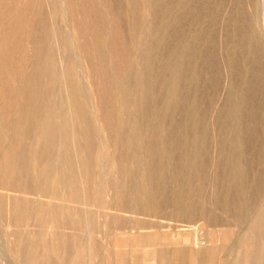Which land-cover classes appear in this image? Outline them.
<instances>
[{
	"label": "bare ground",
	"instance_id": "1",
	"mask_svg": "<svg viewBox=\"0 0 264 264\" xmlns=\"http://www.w3.org/2000/svg\"><path fill=\"white\" fill-rule=\"evenodd\" d=\"M214 3L219 8L223 0H214ZM205 4L206 0H125V3L122 0H0V216L7 224L15 226L13 233L16 234V240L13 241L16 242L12 243L14 256H17L16 264H127L128 248L125 250L124 246H117L113 252L112 248L105 245L100 251L94 233L102 227L105 230L120 229V236L122 230L128 233L130 229L160 228L162 225L156 222L146 225L140 216H156L168 207L171 208L166 214H171L181 222L177 227H188L182 222L196 221L198 216L206 224L216 225L218 218L224 216L217 218L218 214L208 211L195 198L203 195L209 180L210 175L203 172L209 160H212L213 151L210 147L214 148L209 139L214 137L211 138L209 132L214 131L206 124L210 97L208 94L196 93L193 88L199 79H209L207 85L213 89L221 82L216 83L213 77L220 67L219 51L214 48L212 40L206 41L201 48L204 54L200 55L206 57L207 66H203L208 67L209 74L204 72V67L203 72L207 75L197 74L190 70L193 67L190 64L196 60L194 55L202 44L199 45L202 31L198 27L199 30L192 35L187 45L183 46L179 44L181 40L177 41L178 37H183L182 22H199ZM173 9H177L179 14L169 19ZM66 12L70 13L72 22L70 36L58 23ZM247 15L241 9L236 11L234 18L228 15L231 18L229 21L234 19L233 23L237 27L234 31L236 40L232 44L229 42L231 46L226 53V64L234 74L233 79L235 75L244 78V96L239 104H234V92L230 89L226 91L225 103L216 113L218 117L215 115L219 118L218 128H212L217 130L215 134L212 133L216 140L227 142L228 139L227 145L230 147L227 152L222 147L223 143L222 146L218 144L217 168L221 170L222 167L229 181L223 195L219 190L222 173L213 175L212 203L216 209L221 208V212L223 210L230 214L235 221L245 217L247 209V204L238 195L243 186L242 177L249 168V164H244L240 159L248 143L242 139L244 135L240 134L242 120L247 111L249 114L252 112L248 108L253 93L259 90L264 98V50L262 53L263 47L257 42L260 38L257 40L255 29L248 25L245 28L241 26L246 23ZM125 20H129V25L126 26ZM170 24L174 26L173 33L168 32ZM237 46L245 47V52L249 51L254 56L251 58L255 60H251L254 65L248 68L257 73L255 83L258 82V90L253 91L251 77H245L238 69L243 65H237ZM160 47H164L165 54L158 58ZM72 48L77 50L85 63L84 74L96 98V118L90 111L84 88L80 84V67L75 58H63L62 53L71 52ZM242 53L240 58L243 57ZM202 60L199 62L203 63ZM252 78L255 79L253 75ZM61 85L68 97L66 104L69 117L61 116L59 104L54 99ZM262 108L263 128L255 122L253 125L246 123L243 134H262L264 99ZM100 133L104 134L108 144V148L102 146V152L97 150ZM32 136L34 138L31 141ZM187 141L192 146L191 153L177 152ZM73 144L79 147L77 155H72L68 150ZM263 149L264 143L258 142L252 156ZM210 151L211 159L208 158ZM103 155L108 156L111 171L122 179H110L106 184L109 190H113V211L109 210L101 197L105 185L96 184L93 180L92 159H97L100 164L101 159L104 160ZM102 166H105V162ZM263 171L260 173L264 177ZM168 173L172 174V180L166 178ZM78 174L83 185L77 181ZM252 182L257 190L263 187L260 175ZM59 189L66 190L64 199L60 200ZM12 191L18 192L11 196ZM261 192L259 194H263ZM96 199L99 206L93 210L89 203ZM252 199L251 196L250 201ZM123 211H130V216L136 218L134 225L126 226L130 221L126 220L125 223L121 214ZM32 215L39 220L46 218V226L59 240L57 245H50L42 254V261L35 259L37 252H26V244L18 240L21 227L28 223ZM249 220L248 227L240 235L237 234L235 244L231 245V241L238 229L215 227L209 230L210 244L207 246H195L196 239L189 249L178 246L171 249L153 248L155 245H152L145 257L143 253L141 261L134 260L132 264H264V202ZM10 228L13 227L10 225ZM65 228L82 230L88 241H79L76 233L63 232ZM141 233L139 242L147 235V232L146 235ZM39 238L32 239L30 245H36L42 239ZM149 238L154 240L158 237ZM146 240L149 239H144L143 243ZM161 242L158 244L161 245ZM61 247L64 249V255L61 253L63 259L59 260L58 257L55 258L58 261L52 260L51 255ZM230 248L235 250V256L228 260L223 257L220 259L219 253Z\"/></svg>",
	"mask_w": 264,
	"mask_h": 264
},
{
	"label": "rangeland",
	"instance_id": "2",
	"mask_svg": "<svg viewBox=\"0 0 264 264\" xmlns=\"http://www.w3.org/2000/svg\"><path fill=\"white\" fill-rule=\"evenodd\" d=\"M122 1H124V3H125V0H122ZM242 1V2H241ZM238 2V3H237ZM237 3V4H236ZM214 4V5H213ZM223 5L222 6H220L219 8H216L217 6L215 5V3H214V0H206V4H205V7L202 9V13H201V18H200V21L199 22H195L194 23V21H192V22H190V21H186V20H184L183 22H182V27H183V37L182 36H180V39H179V37H178V39H177V41L179 40H181L180 42H179V44H181V45H187L190 41H191V37H192V35L195 33V32H197L199 29L202 31V34H201V36H200V40H199V45H200V43H202L201 45H200V48L198 49L199 51H196V54H197V57L194 55V60L196 61H194V62H192L190 65H191V67H190V65H189V67L191 68L190 70L192 71V72H195V73H197V74H205V73H208L207 71H208V67H206L207 66V64H206V57H204V56H202L204 53L202 52V47L207 43L206 41H208V40H212V42L214 43V48L215 49H217L216 51H219V52H217L218 54H217V56H218V60H219V62H218V64H219V69H218V71H217V73H215V74H213V77H214V79L216 78V83L217 82H220V83H217V86H216V89H213L212 87H210L209 86V84L207 85V83H210V81H208L209 79H199V81H197L195 84H194V90H195V92L197 93L198 92V94H200V95H206V96H208V105H207V109H206V111H209L208 113H207V115H208V117H206L207 119H206V124L209 126V128L211 129V130H213L214 132H212V131H210L209 132V135H210V137L212 138V137H214L213 139H214V141H213V139H209L210 137H209V135H208V139L210 140V142L211 143H213V145L212 144H210L214 149H212L211 147H210V149L213 151H210V155H208V158H210L211 159V152H212V160H209V165H208V169L207 168H205V170H204V174L206 173V175L208 176V175H210L209 176V180L207 181V185L205 186V188H204V193H203V195H201V196H196L195 198L196 199H198L199 200V202L200 203H202V205L208 210V211H213V213L214 214H218V216H217V218L218 217H220V215H224L221 219L220 218H218L217 220V222H216V225H208V224H206L205 222H204V219L202 218V217H200V216H198V217H196V221L195 220H193V221H189L188 222V220H185V219H183V220H185V222L183 221L182 223L183 224H188V227L187 226H179V227H177V224L179 225L181 222H179V221H177V219L174 217V216H171V214L170 215H168V214H166V212L167 211H169L170 209L169 208H171V207H168V208H166L163 212H161L160 214H157L156 216H149V215H141L140 216V218H142V221H146V225H148L149 223V225H151L152 223H154V222H156L157 224H159V225H162V227L160 226V228L159 227H149V228H139L138 229V231H137V229H130V231L128 232V233H123L125 230H122L121 232V234H122V236H120V229H118V230H109V229H106L105 230V228L103 229V227L102 228H100V230H98L97 232H95L94 233V235H93V237H95L94 239H97V240H95L96 242H97V244L100 246V251H102L103 250V248H105V245H108L110 248H112V251L114 252V249L117 247V246H119V248H123L122 246H124V248H125V250L127 251L126 252V263L127 264H132V262L134 261V260H140L141 261V259H143L145 256H146V253H147V251H149L150 249H152V247L153 248H159V247H161V248H165V249H171L172 247H179V248H182V249H189L190 248V246H191V244H192V241H194L195 239V242H197V245H195V246H197V247H199V245L201 246V247H204V246H207V245H209L210 244V241H209V233H210V231L213 229V228H215V229H219V228H222V227H225V226H230L232 229H234V230H236V231H238V233L236 232V235L234 236L235 238H232V241H231V245L235 242L236 243V240H237V238H238V236H237V234L238 235H240L243 231H244V229H246L247 227H248V224H249V222H250V218L252 217V215H253V213L256 211V209H258V207L264 202V192H263V190H264V177H263V175L260 173V172H262L263 170H264V149L262 150V152H260L259 154H253V156H252V153H254V150H255V148H256V145L258 144V142H263L264 143V130L263 129H261V131H262V134H261V132H260V134H249L250 136H248L246 133V135L245 134H243L244 132H243V128H244V124L246 125V123H247V125H253V123L254 124H256V125H258L259 124V126L261 127V125H262V123H261V120H262V113H263V108H262V106H263V95H262V93L258 90V82L257 83H255V81H257V79H256V77H257V73H255V72H252V71H250L251 69H250V67L248 68V66L249 65H254V59H251V58H254V56L248 51L247 53L245 52L246 50H244L245 49V47H239V46H237V48H236V51H235V54H236V58H237V65L238 66H241V64L243 65V66H241V67H238V69L241 71V73H242V75L244 74V76L245 77H251V79H252V82H254L252 85V87H253V91L254 90H258V92L257 91H255L254 93H253V95H254V97L253 96H251V100H250V105H249V111H252V112H250V114H249V112L247 111L246 112V115L244 116V118H243V122H242V125H241V129H240V134H241V136L242 135H244V136H242L243 138L242 139H244V141L245 142H248V143H246V146H245V152L240 156V159H242V161H243V163L244 164H249V168H248V171H247V173H245L244 175L245 176H243L242 177V184H241V190H240V192H239V197H240V199H242L247 205V209H246V213L244 214V216L246 217H243L241 220H239V221H235L234 219H233V217L230 215V214H228V213H225L223 210H222V212H223V214H221L222 212H221V208H218L217 207V209H219V210H217L216 209V207L213 205V203H212V195H213V190H214V185H213V182H212V178H213V175L215 176V175H218V174H221L222 173V176H223V179H222V182H221V184L219 185V190H220V193H222L223 195H224V193L226 192V188L228 187V181L229 180H227L228 179V177L227 176H224V171H223V169H222V167H221V170H220V167H219V169L217 168L218 166H217V164L218 163H216V162H218V148H220V146L219 145H221L222 146V143H223V146L222 147H224V149H225V151H227V152H229L230 151V147L227 145V143H228V139H227V142H226V140H224L223 142H218L217 140H216V138H215V135H213V134H215L216 133V131L214 130V129H217L218 128V125H217V122L219 123V118H217L218 117V115L219 114H216L217 112L219 113V110H220V108H221V106L222 105H224V103H225V98L224 97H226L227 95L226 94H228V93H226V91L227 92H229L230 90L231 91H233L234 92V99H233V103L234 104H239L241 101H242V99H243V96H244V87H245V81H244V78H243V76L241 77V76H236L235 75V79H233L234 78V74H232V72H231V70H230V68H229V66H227V64H226V61H227V57H228V48L231 46V44L233 43V41H235L236 39L234 38V37H236V35L234 34V31H235V28L237 27V24H235V23H233V21H234V19L232 20V21H229V18L230 17H235V15H236V11H238V10H243L244 12H246L248 15H247V21H246V23H243V24H241V26H243L244 28L248 25V26H252L254 29H255V33H256V37H257V40H258V38H260L257 42H259L260 43V47L262 48L261 49V51L262 50H264V0H223V3H222ZM242 6V7H241ZM175 9H173V12H171L170 13V17H169V19H173V18H175L176 16H178V14H179V11H178V13H177V9L174 11ZM233 11V12H232ZM230 12H232V16H231V13ZM214 14V15H213ZM212 15V16H211ZM228 15H230V17L228 18ZM210 16V17H209ZM216 17V18H215ZM227 17V18H226ZM251 17V18H250ZM208 19V20H207ZM231 19V18H230ZM64 21L63 23H62V21ZM126 22L127 21H129V20H125ZM172 20H170V22H171ZM214 21V22H213ZM125 22V24H126V26L127 25H129V22H127L126 23ZM190 22V23H189ZM201 22V23H200ZM58 23H59V25L61 26V28H62V30L66 33V35H68V36H70L71 35V32H72V22H71V17H70V13L69 12H66V13H64V17L62 18V19H59L58 20ZM250 23V24H249ZM202 24H204V25H202V27H201V25ZM213 24V25H212ZM228 24H230V25H232V26H230V25H228ZM235 24V25H234ZM212 25V26H211ZM225 25H226V27H225ZM245 25V26H244ZM170 27V28H169ZM169 27H168V32L169 33H173L174 32V26H173V24H170L169 25ZM172 27V28H171ZM198 27H199V29H198ZM204 27V28H203ZM232 27H233V29H232ZM187 28V29H186ZM203 28V29H202ZM171 29V30H170ZM225 29V30H224ZM227 29H230V30H227ZM170 30V31H169ZM212 30H213V32H212ZM216 30V31H215ZM227 30V31H226ZM203 31H205V32H203ZM208 32V33H207ZM210 32V33H209ZM215 32V33H214ZM227 32V33H226ZM206 33V34H205ZM232 33V34H231ZM213 35V36H212ZM228 35H229V38H227L228 37ZM215 37V38H214ZM203 38V39H202ZM206 39V40H205ZM214 39V40H213ZM228 39V40H227ZM230 39V40H229ZM232 39V40H231ZM234 39V40H233ZM228 41V42H227ZM263 41V42H262ZM231 44H230V43ZM262 43V44H261ZM239 47V48H238ZM219 48V49H218ZM240 49H243L242 51H240ZM247 49V48H246ZM237 50H239V51H237ZM71 52H64V53H62V55H63V58H71V59H74L75 58V60H76V62H77V64H78V71H80L81 72V74H80V72H78V77H79V80H80V84H81V86H83L82 87V89H83V92H84V95H85V97L87 98V101H88V105H89V108H90V111H91V113L95 116L96 115V98H95V96H94V93H93V91H92V89L90 88V86H89V84H88V81H87V78H86V76H85V74H84V72H85V63L83 62V60L79 57V54H78V52H77V50L75 49V48H72L71 50H70ZM241 52H243L242 53V56L243 57H239V56H241ZM200 53L202 54V55H200ZM221 53V54H220ZM225 54V55H223V54ZM227 53V54H226ZM237 53H238V56H237ZM250 53V54H249ZM262 53H263V51H262ZM165 54V51H164V47H160V49H158V51H157V57L158 58H161V57H163V55ZM70 55H72V57L70 56ZM74 55V56H73ZM76 55H77V57H76ZM250 57H249V56ZM202 56V57H201ZM204 57V58H203ZM239 57V58H238ZM77 58V59H76ZM198 58V59H197ZM201 58H203V60L201 59ZM224 59V60H223ZM204 61L203 63H201V62H199V61ZM242 62H240V61ZM251 60H254V61H251ZM197 61H198V63H197ZM221 61V62H220ZM262 61H263V63H264V53H263V58H262ZM201 63V64H200ZM199 64V65H198ZM248 64V65H247ZM80 65V66H79ZM84 65V66H83ZM203 65H206V66H203ZM223 65V66H222ZM245 65V66H244ZM203 67H204V72H203ZM207 69H206V68ZM227 67V68H226ZM84 68V69H83ZM198 69V71H197V69ZM241 68V69H240ZM242 68H243V70H242ZM245 68V69H244ZM82 69V70H81ZM250 69V70H249ZM202 70V71H201ZM245 70V71H244ZM243 71H244V73H243ZM249 71L251 72L250 73V76H249ZM255 73V74H254ZM80 74V75H79ZM209 74V73H208ZM217 74V75H216ZM253 75V77H255V79H253L252 78V75ZM205 75H207V74H205ZM215 75V76H214ZM219 75V76H218ZM82 76V77H81ZM233 76V77H232ZM218 78V79H217ZM232 78V79H231ZM243 78V79H242ZM86 79V80H85ZM241 79H242V81L243 82H241ZM85 80V81H84ZM205 82H204V81ZM235 82H234V81ZM254 80V81H253ZM201 81H202V83H201ZM87 82V83H86ZM232 82V83H231ZM205 83V84H204ZM234 83L236 84V87H235V85H234ZM200 84V85H199ZM230 84H232L233 85V87L230 85ZM202 85V86H201ZM205 85V86H204ZM257 87H255V86ZM196 86V87H195ZM198 86V87H197ZM206 86H208V87H206ZM204 87H206V88H204ZM220 88V89H219ZM213 89V90H212ZM219 89V90H218ZM230 89V90H229ZM234 89V90H233ZM216 90V91H215ZM229 90V91H228ZM214 93H213V92ZM63 92V93H62ZM205 92V93H204ZM260 92V93H259ZM62 93V94H61ZM208 94V95H207ZM240 94V95H239ZM256 95V96H255ZM90 96V97H89ZM90 98V99H89ZM92 98H94V100L92 99ZM255 98H257V99H255ZM261 99V100H259V99ZM54 99L56 100V103L57 104H59L58 106H59V110H61L60 112H61V116H63V117H69L70 116V114H69V112H68V110H69V108H68V105L66 104L67 103V99H68V97H67V95H66V93H65V90H63V86L61 85L60 86V90H58L57 91V93L54 95ZM93 101H92V100ZM236 100V101H235ZM238 101V102H237ZM254 101H255V103H254ZM258 101V102H257ZM59 102V103H58ZM92 104H91V103ZM252 102V103H251ZM63 103V104H62ZM261 103H262V105H261ZM60 104H61V106H60ZM254 104L256 105V106H254ZM93 105V106H92ZM210 105V106H209ZM220 105V106H219ZM92 106V107H91ZM217 106H219V107H217ZM258 106H260L259 108H257ZM217 107V108H216ZM254 107V108H253ZM95 108V109H94ZM209 108V109H208ZM251 108V109H250ZM262 108V109H261ZM218 109V110H217ZM248 113V114H247ZM217 117H216V116ZM97 116H95V118H96ZM97 120V119H96ZM259 120V121H258ZM181 121H184V119H182ZM215 121V122H214ZM246 121V122H245ZM258 121V122H257ZM258 123V124H257ZM215 125V126H214ZM246 125V126H247ZM210 126H213V127H210ZM212 128H214V129H212ZM261 128H263V127H261ZM260 129V128H259ZM213 133V134H212ZM211 134H212V136H211ZM104 134H102V133H100V136H99V140H98V146H97V150L99 151L100 150V152H102V146H106V148H108V144H107V142H106V137H104L103 136ZM189 135H190V133H189ZM188 135V138L190 137ZM257 135H259V136H257ZM246 136V137H245ZM31 139V141L33 140V136L32 137H30ZM260 138V139H259ZM60 139V138H59ZM249 139H251L250 141H249ZM216 140V141H215ZM254 140V141H253ZM263 140V141H262ZM213 141V142H212ZM216 142H217V144H216ZM220 143V144H219ZM216 144V145H215ZM219 144V145H218ZM226 144V145H225ZM184 145L185 146H183V145H181L180 146V148H178V150H177V152H183V153H187V154H190L191 153V150H192V146H191V144H190V142L189 141H187L186 143H184ZM188 145H189V149H188ZM214 145H215V147H216V149H217V151H216V149H215V147H214ZM248 145H250V147H251V149H250V147L248 146ZM225 146H227L228 147V149H227V147H225ZM187 147V148H186ZM249 147V148H248ZM255 147V148H254ZM248 148V149H247ZM189 151H188V150ZM71 153H72V155H77L78 154V152H79V147H78V145H76V144H73V145H71L70 146V148L68 149ZM76 150H77V153H76ZM180 150V151H179ZM74 151V152H73ZM253 151V152H252ZM251 153V154H250ZM210 156V157H209ZM251 158H250V157ZM255 157V158H254ZM94 158V157H93ZM102 158H104V160L103 159H101V163L100 164H98L97 163V159H92L93 161H92V174H93V180H94V182L96 183V184H101V183H103L104 185H105V189H104V192H102L101 193V197L105 200V202H106V205H108V208H109V210L111 209V211H113V190L112 189H110L109 190V188L110 187H108L106 184H107V181L108 180H121L122 181V179L121 178H119L116 174H114V172H112L111 171V169H110V160H109V158H108V156L106 155H103L102 156ZM217 158V159H216ZM251 159V160H250ZM248 160H250V161H248ZM212 161V162H211ZM215 161V162H214ZM241 161V162H242ZM104 162H105V166H102V165H104ZM247 162V163H246ZM95 163V164H94ZM215 163V164H214ZM102 164V165H101ZM211 164V165H210ZM99 166H100V169H99ZM215 166V167H214ZM95 168V169H94ZM104 168H105V170H104ZM216 168V169H215ZM97 169V170H96ZM207 169V170H206ZM261 169V170H260ZM217 171V172H216ZM259 171V172H258ZM105 174H104V173ZM109 172V173H108ZM208 172V173H207ZM264 172V171H263ZM97 173V174H96ZM256 173V174H255ZM260 173V174H259ZM103 174V175H102ZM110 174V175H109ZM98 175V176H97ZM257 175H260V180H261V185L263 186L262 188L260 187V189H256L255 187H253V185H254V183L252 182V181H254V179L256 178V176ZM111 176V177H110ZM261 176H262V178H261ZM225 177V178H224ZM167 179H168V181L169 180H172V174L171 173H168L167 174V177H166ZM171 178V179H170ZM227 178V179H226ZM225 182H224V181ZM252 180V181H251ZM77 181H78V183L80 184H82L83 185V181H82V179H81V176H80V174H78V176H77ZM80 184V185H81ZM251 185H252V187H253V189H252V187H251ZM108 187V188H107ZM223 189H222V188ZM226 187V188H225ZM107 188V189H106ZM226 190H225V189ZM213 189V190H212ZM255 189V190H254ZM211 190V191H210ZM222 190H224V191H222ZM254 190V191H253ZM111 191V192H110ZM253 191V192H252ZM262 191V192H261ZM16 192H18V191H14V193H13V191H12V194L13 195H11V196H14L15 194H17ZM107 192V193H106ZM206 192V193H205ZM263 193V194H259V193ZM58 193H59V196H61V197H59L60 198V200L61 199H64L65 198V195H66V190H64V189H62V191H61V189H59V191H58ZM105 193V194H104ZM211 194V196L210 197H208L210 194ZM241 193H243V195H241ZM247 193V194H246ZM254 193V194H253ZM257 193V194H256ZM11 194V193H10ZM251 194V195H250ZM107 195V196H106ZM252 196V200L250 201V197ZM200 197V198H199ZM257 197V198H256ZM262 199V201H261V199ZM206 198V199H205ZM246 199V200H245ZM249 199V200H248ZM257 202V203H256ZM91 203V204H90ZM90 203H89V207H91L93 210H97L98 209V206H99V202H98V200L96 199V200H92V201H90ZM212 204V205H211ZM93 207H92V206ZM113 206V207H112ZM212 206H213V208H212ZM249 206V207H248ZM32 208H33V206H32ZM211 210H210V209ZM34 209V208H33ZM213 209V210H212ZM108 210V211H109ZM111 211H109V212H111ZM126 211H123V213H121V214H123V216H124V218H125V223L127 222V221H130L129 223L127 222L126 223V226H127V224L130 226V225H134V223H135V221H136V218L134 217V216H130V211H127L126 213H125ZM251 212V213H250ZM127 214V215H126ZM163 214H165V215H163ZM167 215V216H166ZM126 216H128V218H126ZM171 216V217H170ZM230 216V217H229ZM147 217V218H146ZM154 217H155V219H154ZM228 219H227V218ZM2 217L0 216V264H16V258H17V256L15 255L14 256V251H13V247H14V244L13 243H15L16 241H13V240H16L15 238V236H16V234H14L13 232H14V225L12 224V223H6V221L4 220V221H2ZM31 219V220H30ZM30 219L28 220V223L25 225V226H23V227H21V230H20V234H19V237H18V240H20V242L22 243V244H26V252H30V253H32V252H37V256L35 257V259L37 260V261H42V260H44V257H43V253L45 252V251H47V249H49L50 247H52V246H55V245H57L58 244V238H57V236L55 235V233L52 231V230H50V228L49 227H47L46 226V224H48V222H46V218H43V219H41V220H39V219H37V218H35L34 217V215H32V217H30ZM35 219H36V225H35ZM129 219V220H128ZM152 219H154V220H152ZM167 219V220H166ZM169 219V220H168ZM172 219V220H171ZM203 219V220H202ZM230 219H232L233 220V222H230V221H232V220H230ZM127 220V221H126ZM245 220V221H244ZM32 221V222H31ZM171 221H174V222H176V224L174 223V222H171ZM4 222L6 223L5 225H4ZM178 222V223H177ZM192 222V223H191ZM226 222L228 223V224H226ZM40 224V227H38V225ZM148 223V224H147ZM196 223H198L197 225H199V227L197 228V225H196ZM231 223V224H230ZM233 223V224H232ZM243 223H245V225L243 224ZM248 223V224H247ZM175 224V225H174ZM192 225V228H191V225ZM10 225H11V227H13L12 229L10 228ZM33 225H34V227H33ZM164 225H165V227H164ZM172 225H173V227H172ZM31 227V228H30ZM47 227V228H46ZM183 227V228H182ZM191 229H190V228ZM245 227V228H244ZM24 228H26V229H23ZM166 228V229H165ZM172 228V229H171ZM181 228V229H180ZM66 229V230H65ZM65 229H63V232H66L67 234H69V233H76V235L78 236V240L79 241H81V242H83L84 240V242H87L88 240H87V236L86 235H83V231L82 230H79V229H75V230H71L72 228H65ZM67 229L69 230L70 229V231H67ZM142 229V230H141ZM146 229V230H145ZM148 229V230H147ZM180 229V230H179ZM183 229V230H182ZM196 229V230H195ZM238 229V230H237ZM243 229V230H242ZM37 230H39V231H37ZM135 230V231H134ZM158 230V231H157ZM176 230H177V232L178 233H176ZM190 230V231H189ZM210 230V231H209ZM110 231V232H109ZM141 231L143 232V235H146V233L145 232H147V235L144 237V239H149V240H146L145 241V243H143L144 242V239H142V240H140V242H139V235L141 234L142 235V233H141ZM152 231H154V232H152ZM155 231H156V233H155ZM169 231H170V233H169ZM181 231V232H180ZM193 231V232H192ZM69 232V233H68ZM113 232V233H112ZM116 232H118V233H116ZM135 232V233H134ZM166 232V233H165ZM168 232V233H167ZM173 232V233H172ZM175 232V233H174ZM181 233V235H180V233ZM8 233V234H7ZM39 233V234H38ZM107 233H110V235L109 234H107ZM117 234V235H114L113 236V234ZM24 236H23V235ZM137 234V235H136ZM148 234H150V235H148ZM152 234V235H151ZM22 235V236H21ZM35 235V236H34ZM39 235V236H38ZM126 235V236H125ZM96 236H97V238H96ZM103 236L105 237V238H103ZM121 238H120V237ZM152 237V236H157L158 238H156V239H154V240H152V238H149V237ZM8 237H10V238H8ZM12 237V238H11ZM21 237V238H20ZM24 237V238H23ZM38 237H40V238H42V239H40V240H38V243L36 244V245H30V241L32 240V239H34L35 238V240H36V238H38ZM110 237V238H109ZM148 237V238H147ZM154 238V237H153ZM50 239V240H49ZM51 239H52V241H51ZM112 239H114V240H112ZM121 239V240H120ZM133 239V240H132ZM138 239V240H137ZM159 239V240H158ZM161 239H162V242H161ZM164 239V240H163ZM41 240H43V241H41ZM103 240H105L104 242H103ZM117 240V241H116ZM156 240H158L159 242H157ZM12 241H13V243H12ZM115 241V242H114ZM124 241V242H123ZM153 241V242H152ZM170 241L171 242H173L172 244L170 243ZM126 242H129V243H126ZM151 242V243H150ZM161 242V245L160 244H158V243H160ZM190 242V243H189ZM116 243V244H115ZM154 243H156V244H154ZM201 243V244H200ZM234 243V244H235ZM115 244V245H114ZM121 244H123V245H121ZM138 244H139V247H138ZM163 244V245H162ZM171 244V245H170ZM37 245H38V247H37ZM51 245V246H50ZM142 245V246H141ZM153 245V246H152ZM160 245V246H159ZM167 245H169V247L167 246ZM174 245V246H173ZM184 245V246H183ZM35 246V247H34ZM50 246V247H49ZM127 246V247H126ZM130 246V247H129ZM132 246V247H131ZM134 246V247H133ZM146 246H148L147 248H146ZM157 246V247H156ZM167 246V247H166ZM181 246V247H180ZM232 248V247H231ZM230 248V250L228 251V250H225V251H223V252H221V253H219V257H220V259L223 257V259H232V257H234L235 256V250L234 249H231ZM227 251V252H226ZM64 255V249H63V247H61L58 251H57V253H53L52 255H51V258H52V260H55V261H58V259L59 260H62L63 259V255ZM143 253H144V257H143ZM229 253H232L231 255H229ZM136 254V255H135ZM131 256V257H130ZM25 257V259H30V257L29 256H24ZM59 257V258H58ZM37 258H39V259H37ZM55 258H58V259H55ZM139 258V259H138ZM34 259V258H33ZM264 260V259H263ZM129 261V262H128Z\"/></svg>",
	"mask_w": 264,
	"mask_h": 264
}]
</instances>
